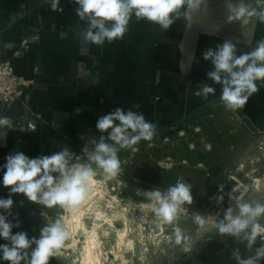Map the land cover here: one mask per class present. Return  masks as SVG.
<instances>
[{
  "label": "crops",
  "instance_id": "obj_1",
  "mask_svg": "<svg viewBox=\"0 0 264 264\" xmlns=\"http://www.w3.org/2000/svg\"><path fill=\"white\" fill-rule=\"evenodd\" d=\"M59 7L63 11L54 12L51 0H0V62L8 61L15 74L32 81L21 99L0 104V117H10L14 124L7 132L0 130V198L9 195L2 185L7 155L23 152L36 158L63 147L82 155L86 140L102 134L97 119L116 108L142 113L156 125V132L199 124L209 141L210 127L220 125L226 114L264 131V85L257 82L259 91L245 106L230 110L220 100L221 85L206 75L213 70L211 61L203 59L207 48L215 50L217 44L232 40L239 55L264 38V23L255 18L244 26L229 21L226 0H204L191 21L176 20L167 31L133 15L123 39L103 46L81 37L88 22L77 15L75 0H60ZM25 39L27 47L22 48ZM205 84L214 87L215 94L207 99L195 96ZM136 104L140 107L134 108ZM128 154L129 149L118 153L120 159ZM12 198L9 219L20 223L13 234L25 231L30 238L38 237L45 209L22 194ZM234 248L245 258L254 254L233 237L214 235L180 264H236ZM0 264L8 262L0 259ZM49 264L64 263L54 257Z\"/></svg>",
  "mask_w": 264,
  "mask_h": 264
},
{
  "label": "clouds",
  "instance_id": "obj_2",
  "mask_svg": "<svg viewBox=\"0 0 264 264\" xmlns=\"http://www.w3.org/2000/svg\"><path fill=\"white\" fill-rule=\"evenodd\" d=\"M204 0H75V9L80 20H87L88 27L82 30L85 42L103 46L123 39L133 15L137 21L146 20L167 31L176 20L191 21L193 12L199 10ZM60 0H51V9L63 11ZM230 13L229 21H240L248 25L255 18L264 23V0H226ZM203 59L211 61L213 70L206 75L221 85L220 100L227 109L243 108L249 98L264 85V38L257 41L256 47L237 55V47L232 40L217 44L203 52ZM194 93L207 99L215 94V88L207 84ZM139 108V104L133 105ZM14 127L10 117H0V130ZM96 129L102 133L99 138L86 140L82 155H76L67 147L51 155L30 158L23 152L10 153L6 164L2 185L9 189L6 198H0V259L8 264H49L54 257L61 256L65 242L71 232L63 216L50 220L40 228L39 236L29 237L25 231L13 234V228L20 227L19 221L13 223V194H22L29 202L47 208L59 207L67 212H75L91 198L92 186L96 176L116 177L121 171L118 153L132 148L140 141H150L156 134V125L145 116L131 109L116 108L109 114L101 115ZM106 133L107 135H104ZM83 161V162H81ZM192 187L178 180L166 190L153 188L137 195L151 201V211L157 220L172 226L169 242L181 246L184 252L191 250V237L179 226L180 212L185 205L193 203ZM259 192L255 185L245 186V194ZM223 197H219L222 200ZM194 223L204 232L215 231L220 236L235 238L253 255L242 256L239 248L232 250L231 256L236 264H259L264 260V198L248 195L235 201L223 211L222 218L216 217L209 227L208 219L193 213ZM259 243L258 247H254Z\"/></svg>",
  "mask_w": 264,
  "mask_h": 264
},
{
  "label": "rangeland",
  "instance_id": "obj_3",
  "mask_svg": "<svg viewBox=\"0 0 264 264\" xmlns=\"http://www.w3.org/2000/svg\"><path fill=\"white\" fill-rule=\"evenodd\" d=\"M228 115L226 114L220 125L211 126L208 131L212 150L208 153L199 151L192 156V160L204 162L209 175L191 167L172 172L163 171L156 166L154 158L143 155L138 157L135 164L125 169V177L122 179L109 177L104 183L102 174L96 176L101 182L102 195L119 197L126 206L134 189L147 191L159 188L164 191L178 180L189 183L192 187L193 203L184 206L179 220V226L191 237V250L184 252L181 246L169 242L172 226L157 220L151 208H143L142 211L134 210L140 216L136 218L134 225V250L125 253L129 256L134 251L133 261L128 264H180L191 257L205 239L218 235L212 231L204 233L194 223L193 213L204 215L210 222L216 217L222 218L223 211L229 206L234 207L235 201L241 196L264 198V131L250 128ZM253 185L260 191L250 190L247 194L243 192L245 186L251 189ZM219 197L223 199L218 201ZM137 200L141 201L142 197H134V201ZM94 203L102 205L96 200L92 201V205ZM57 209V214L49 213L48 222L65 214L64 209ZM125 210L129 212L128 208ZM86 219H89L87 223L92 220L89 217ZM100 233L97 230L94 234L100 264L120 263V258L115 259L112 252L118 248H127L126 245L120 246L113 235L103 236ZM71 236L61 250V256L58 257L60 261L64 264H94V256L88 260L84 254V238Z\"/></svg>",
  "mask_w": 264,
  "mask_h": 264
},
{
  "label": "built area",
  "instance_id": "obj_4",
  "mask_svg": "<svg viewBox=\"0 0 264 264\" xmlns=\"http://www.w3.org/2000/svg\"><path fill=\"white\" fill-rule=\"evenodd\" d=\"M27 40L22 41V48L27 47ZM32 81L14 73L8 61L0 62V104H9L21 99ZM212 145L199 124L172 125L164 132H156L150 141H140L129 148V154L121 160V171L116 176L125 177V169L134 164L135 159L144 154L155 159L156 166L167 172L182 168H193L209 175L203 161L192 160L197 152L208 153ZM45 224L48 223L49 212L42 211Z\"/></svg>",
  "mask_w": 264,
  "mask_h": 264
},
{
  "label": "bare ground",
  "instance_id": "obj_5",
  "mask_svg": "<svg viewBox=\"0 0 264 264\" xmlns=\"http://www.w3.org/2000/svg\"><path fill=\"white\" fill-rule=\"evenodd\" d=\"M108 179L109 177L103 175L102 181L104 183ZM100 183L101 182L96 179V183L91 189V198L85 204L75 212H67L64 210L65 214L62 216L66 221L71 235H77L78 237L82 236L84 238L83 251L88 260H91V257L94 256L92 259L94 264L101 263V260L98 258V249L96 247L97 242L94 238L95 232L99 230L101 232L100 234L103 236L113 235L117 238L119 241L118 243L121 244L120 246L126 245L127 248H118L112 252L113 254H111L115 256V259L120 258V261L118 260L120 263L114 262V264H128L133 261L134 251L129 256H126L125 253L134 250V225L136 218L140 216L136 215L134 210L142 211L143 208L149 209L151 208L152 202L146 200L143 196L137 195L138 189H134L126 206L121 203L118 199L119 197L103 196ZM119 186L121 185L119 184ZM134 197H142V200L134 201ZM94 200L101 202L102 205H97L95 203L92 205V201ZM125 208H128L129 212L126 211ZM85 216L86 218H92L91 222L87 223L86 221L89 219H86ZM211 221L209 222V227L211 226ZM117 225H120L121 227L118 228ZM212 232L215 231L213 230ZM87 259L86 261H88Z\"/></svg>",
  "mask_w": 264,
  "mask_h": 264
},
{
  "label": "trees",
  "instance_id": "obj_6",
  "mask_svg": "<svg viewBox=\"0 0 264 264\" xmlns=\"http://www.w3.org/2000/svg\"><path fill=\"white\" fill-rule=\"evenodd\" d=\"M41 206H42V208H44L45 210H47L51 215H55V214L58 213L57 207H55V208H47V207H45L43 205H41Z\"/></svg>",
  "mask_w": 264,
  "mask_h": 264
}]
</instances>
